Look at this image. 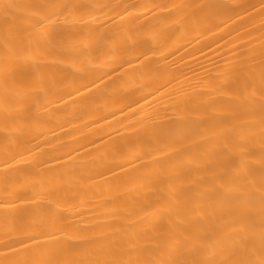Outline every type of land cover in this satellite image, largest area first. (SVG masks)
<instances>
[{"label": "bare ground", "instance_id": "6f19581e", "mask_svg": "<svg viewBox=\"0 0 264 264\" xmlns=\"http://www.w3.org/2000/svg\"><path fill=\"white\" fill-rule=\"evenodd\" d=\"M0 264H264V0H0Z\"/></svg>", "mask_w": 264, "mask_h": 264}]
</instances>
